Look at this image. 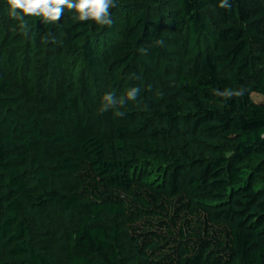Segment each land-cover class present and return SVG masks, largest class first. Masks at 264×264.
<instances>
[{"label": "trees", "instance_id": "16d2710c", "mask_svg": "<svg viewBox=\"0 0 264 264\" xmlns=\"http://www.w3.org/2000/svg\"><path fill=\"white\" fill-rule=\"evenodd\" d=\"M2 1L26 56L0 39V264H264V0H114L110 25ZM27 207L81 214L65 263Z\"/></svg>", "mask_w": 264, "mask_h": 264}, {"label": "rangeland", "instance_id": "374dc122", "mask_svg": "<svg viewBox=\"0 0 264 264\" xmlns=\"http://www.w3.org/2000/svg\"><path fill=\"white\" fill-rule=\"evenodd\" d=\"M140 1H145L147 3L149 2L147 0ZM150 4L151 6L153 5L152 3ZM169 5H171V3ZM5 8H7L5 6V2L0 0V30H2L0 39L7 35H13V40L16 41L14 51H20L19 55L23 56L22 61H24L26 50L22 48V45H24L23 41L25 42L24 34L22 32L23 26L20 23H14L10 25V23H8V21L3 18V11ZM208 20L212 21L210 14L208 16ZM180 42L182 44V53L184 54L183 65L186 68H189L196 63V54L188 50L189 47L186 37V31L180 34ZM201 47L204 48L205 51L210 48L209 44L206 41L201 42ZM4 55V58L1 57L0 59V69L6 70V67H10V64L7 60V54ZM42 62L44 61L42 58H40L36 59L34 64V74H36L35 79H39V81L41 77L39 75L41 70L40 65H42ZM21 70H23V67L19 66L18 70L14 68L11 73L12 75H15V73L19 74L18 72H20ZM252 97L255 100H264V94L261 93L253 92ZM24 214H26L31 224V244L37 249H42L53 261L58 263H65L69 259L71 236L75 232L78 223L81 221V214L77 212L61 214L59 212L51 211L48 212V214L41 215L39 212L33 210L30 207H27L25 209ZM2 256L6 258L4 252H2Z\"/></svg>", "mask_w": 264, "mask_h": 264}, {"label": "clouds", "instance_id": "9594fccd", "mask_svg": "<svg viewBox=\"0 0 264 264\" xmlns=\"http://www.w3.org/2000/svg\"><path fill=\"white\" fill-rule=\"evenodd\" d=\"M114 0H8L10 15L23 22V14L43 16L47 20L56 21L60 18L63 6L69 9H76L78 20L93 19L98 24L110 25L112 23L109 8ZM220 6H228L227 0H219ZM22 10V12L17 11ZM137 89L128 91L129 99H135ZM104 104L101 111L117 102L112 92H106L103 97ZM123 103V99H120Z\"/></svg>", "mask_w": 264, "mask_h": 264}]
</instances>
